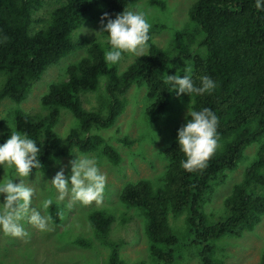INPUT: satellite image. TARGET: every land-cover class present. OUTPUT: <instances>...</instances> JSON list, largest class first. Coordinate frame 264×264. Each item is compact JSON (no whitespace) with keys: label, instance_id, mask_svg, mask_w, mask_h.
Listing matches in <instances>:
<instances>
[{"label":"trees","instance_id":"trees-1","mask_svg":"<svg viewBox=\"0 0 264 264\" xmlns=\"http://www.w3.org/2000/svg\"><path fill=\"white\" fill-rule=\"evenodd\" d=\"M138 1L57 0L46 25L32 32L34 12L42 1L0 0V74L4 77L0 100L9 98L21 103L49 66L77 49L87 52L68 66L65 79L52 82L42 95L46 113L14 110L16 130L26 133L41 148V164L32 173L48 169L53 160L70 155L74 149L83 153L100 150L110 162L119 164L120 152L94 130L115 124L125 110L130 86L147 87L151 101L146 108L148 117L163 114L171 97H177L164 83L167 74L178 71L177 60L172 52L157 46L150 33L148 52L122 73L104 62L105 49L101 44L85 37L74 39L73 32L100 3L104 6L102 13L114 18ZM188 14L190 27L175 33V50L180 58L191 62L194 83L198 85V78L207 75L217 86L211 93L182 94L177 98L190 100L193 110L207 107L216 114L218 147L204 168L189 172L181 167L185 156L173 140L164 149L168 168L163 184L154 186L147 179L128 182L120 192V200L138 208L146 218L150 255L160 264H173L176 260L180 235L170 225L169 215L184 212L188 213L187 227L195 234V245L202 247L203 264H224L216 256L215 242L226 235L253 230L264 215V10L256 9L255 0H197ZM102 76L107 80L106 97L100 107L87 109L79 94L99 89ZM61 108L69 109L79 122L64 142L54 129ZM9 135L0 137V143ZM262 138L256 158L224 200L225 216L210 221L203 203L213 182L224 177L226 171L235 170L247 147ZM2 169L0 165V172ZM49 212L53 223L59 224V205L53 203ZM89 220L95 236L110 246L109 257L103 264H125L120 252L122 242L108 238L114 215L94 210ZM75 243L91 245L86 238H77ZM256 264H264V253Z\"/></svg>","mask_w":264,"mask_h":264},{"label":"rangeland","instance_id":"rangeland-1","mask_svg":"<svg viewBox=\"0 0 264 264\" xmlns=\"http://www.w3.org/2000/svg\"><path fill=\"white\" fill-rule=\"evenodd\" d=\"M42 5L34 12L31 31L43 28L50 17V12L57 5V0H41ZM162 4H153L151 0H139L132 4L129 10L145 13L150 22L149 33L153 42L175 57V67L182 70L188 66L192 70L189 60L180 58L174 47L175 33L190 27L188 11L197 0H161ZM104 6L100 3L86 15L84 24L73 32L74 39L89 38L101 44L104 49L109 47L107 36L97 34L100 31V18ZM85 28V29H84ZM81 31H85L82 32ZM149 45L143 54L147 53ZM142 54V55H143ZM87 55L86 49H77L58 63L48 67L42 78L37 81L28 97L21 103H15L9 98L0 100V137L10 133L8 124L15 127L14 110L23 109L28 113H46L47 109L41 103L42 95L48 90L52 82L67 77L68 66ZM139 57L125 53L114 66L122 73ZM187 64V65H186ZM4 77L0 74V87ZM105 76L101 77L99 89L81 92L79 94L83 106L96 109L101 106L106 97ZM145 85L133 84L126 92L127 104L124 112L115 124L109 128L94 130L104 136L121 154L119 164H113L100 150L83 153L81 155L96 160L100 171L106 177L105 188L99 201L84 205L73 201L70 194L58 200L59 195L51 185V178L62 168L65 175L70 174L69 161L75 158L70 155L53 160L48 169L31 173L23 182L34 190L32 206L38 207L45 197H52L54 203L61 209V221L54 224L51 221L47 231H40L25 223L27 235L15 237L0 231V264H103L110 254V246L98 239L91 226L89 215L94 210H104L114 215L108 238L121 241V256L125 264H160L150 255L149 241L145 232L146 218L136 207H130L120 200V192L128 182L140 179L149 180L154 186L163 184L168 160L164 149L177 137V129L187 120L190 100L171 97V103L166 111L157 117H148L146 108L151 103L147 96ZM79 126L77 118L66 108H61L59 122L54 129L64 142L68 133ZM128 139V143L124 139ZM262 139L252 143L244 152L238 167L233 171H226L225 176L213 182L211 191L206 195L203 209L210 221L215 222L225 216L224 200L231 193L235 183L242 180L246 168L256 158ZM12 178L11 168L3 166L0 178ZM16 178L14 182H18ZM3 202V196H0ZM50 208V207H49ZM50 216L49 209L46 213ZM188 213L169 215L170 225L179 233L180 241L176 246V260L173 264H203L200 255L201 246L195 245V234L187 227ZM77 238L90 240V246L75 243ZM216 256L224 264H256L264 253V215L253 230H243L240 235H226L215 242Z\"/></svg>","mask_w":264,"mask_h":264},{"label":"clouds","instance_id":"clouds-1","mask_svg":"<svg viewBox=\"0 0 264 264\" xmlns=\"http://www.w3.org/2000/svg\"><path fill=\"white\" fill-rule=\"evenodd\" d=\"M255 7L258 11L264 10V0H255ZM99 23L100 31L96 35L106 33L109 45L103 52L106 64H118L125 53L142 56L151 27L145 13L124 9L112 18L104 12ZM181 72L182 75L178 74ZM198 79L197 85L193 81L191 69L186 66L174 75L167 74L164 83L170 87L169 92L175 91L177 97L182 94L190 96L211 93L217 86L207 75ZM217 124L218 118L211 109L204 107L193 110L188 107L186 123L177 129L176 137L179 151L185 156L180 161L184 170L191 172L206 166L207 160L218 147ZM8 126L11 129L10 135L0 143V165L11 168L13 177L0 178V196H3V202H0V231L15 237L25 236V223L40 231H47L52 217L42 213H46L54 200L50 196L45 197L38 207H33L34 190L22 179L28 178L33 169L41 164L38 155L41 148L26 133L16 130L12 124ZM73 153L75 158L69 161L70 174L66 176L62 168L50 180L59 194L57 199H64L67 193L73 201L84 205L98 202L105 188V175L94 158ZM16 178H19L18 182H14Z\"/></svg>","mask_w":264,"mask_h":264}]
</instances>
